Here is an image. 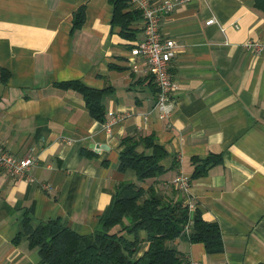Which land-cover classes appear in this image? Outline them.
Segmentation results:
<instances>
[{
	"label": "crops",
	"instance_id": "crops-1",
	"mask_svg": "<svg viewBox=\"0 0 264 264\" xmlns=\"http://www.w3.org/2000/svg\"><path fill=\"white\" fill-rule=\"evenodd\" d=\"M81 6L85 21L74 27ZM113 9L110 0H0V70L10 72L0 79V144L37 159L30 178L0 167V264H41L27 235L14 240L26 214L33 225L59 217L90 235L122 180L147 195L190 197L219 224L221 252L188 233L169 241L188 264L264 263V49L244 45L264 42V10L256 0H188L162 16L163 36L176 41L170 70L178 88L172 115L161 118L154 77L131 53L144 19L131 40L112 25ZM73 78L105 89L104 120L79 91L56 83ZM149 134L166 149L164 171L139 181L133 169L119 170L121 141ZM211 153L222 160L193 176L194 157ZM180 172L191 178L189 194L173 184ZM139 234L142 254L147 232Z\"/></svg>",
	"mask_w": 264,
	"mask_h": 264
},
{
	"label": "trees",
	"instance_id": "trees-1",
	"mask_svg": "<svg viewBox=\"0 0 264 264\" xmlns=\"http://www.w3.org/2000/svg\"><path fill=\"white\" fill-rule=\"evenodd\" d=\"M110 1L114 6L112 25L119 26L123 37L135 40L138 29L134 25L144 19L142 10L130 0ZM256 5L264 10V0H256ZM84 21L85 7L81 6L75 11L73 26L79 27ZM9 74V70L1 69L0 79L7 80ZM56 83L62 88L79 91L90 113L99 120L105 119L102 101L105 89L89 86L76 78ZM121 143L120 171L133 169L139 181L164 171L161 161L166 155V149L155 140L153 134L126 135ZM141 145L143 149H140ZM194 159L196 166L193 176H199L208 167L220 162L222 155L211 153ZM116 191L112 208L100 217L99 226L90 235L65 225L59 217L33 225L30 216L26 214L23 217V232H19L14 240H18L22 234L27 235L29 244L39 248L41 264H188L181 251L169 244L170 240L184 233V225L190 217L188 207L182 201L160 196L151 188L147 195L145 187L137 181L122 180ZM192 218L189 238L203 242L209 253L223 251L219 224L206 220L199 207L193 212ZM140 230L147 232L148 242L142 254H138L143 241ZM127 233L134 237H129Z\"/></svg>",
	"mask_w": 264,
	"mask_h": 264
},
{
	"label": "built area",
	"instance_id": "built-area-1",
	"mask_svg": "<svg viewBox=\"0 0 264 264\" xmlns=\"http://www.w3.org/2000/svg\"><path fill=\"white\" fill-rule=\"evenodd\" d=\"M186 1L188 0H130L131 3L142 10L144 17V37L133 45L131 53L145 59L147 71L154 77L157 86L155 108L159 110L161 118H169L172 115L175 105V93L178 88L177 80L170 70L171 59L176 53V41L174 38L163 36L161 18L171 12L176 5ZM206 22L213 23L215 18L211 17ZM244 45L253 47L257 51L264 49V42L259 40H250L245 42ZM36 160L34 155L19 156L0 144V167L14 176L25 174L29 176L28 171ZM173 184L175 188L187 194L190 193L191 178L185 172L177 174L173 179ZM184 205L188 207L190 217L184 225L183 232L189 234L193 221L192 215L197 205L190 197Z\"/></svg>",
	"mask_w": 264,
	"mask_h": 264
}]
</instances>
